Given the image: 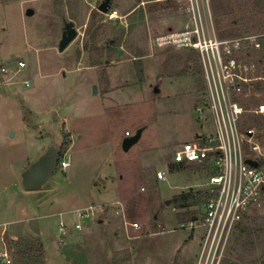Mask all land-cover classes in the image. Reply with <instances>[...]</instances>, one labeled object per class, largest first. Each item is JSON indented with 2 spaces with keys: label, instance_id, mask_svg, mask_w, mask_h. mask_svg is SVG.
<instances>
[{
  "label": "rangeland",
  "instance_id": "obj_1",
  "mask_svg": "<svg viewBox=\"0 0 264 264\" xmlns=\"http://www.w3.org/2000/svg\"><path fill=\"white\" fill-rule=\"evenodd\" d=\"M103 1L0 0V252L17 264L21 243L41 242L45 264H197L206 229L192 230L189 214L202 216L203 205L178 209L174 198L202 189L216 166L177 164L174 154L201 136L212 145L215 123L199 54L157 43L185 30L189 2L112 0L105 14ZM208 2L220 39L249 35L248 18L234 22L238 0ZM250 4L264 20V0ZM70 21L79 36L60 52ZM140 129V142L125 152L126 133ZM53 145L70 167L26 190L23 171ZM159 171L167 180L158 181ZM112 199L124 216L106 207ZM99 205L104 214L62 233V223L74 229L78 210ZM249 214L222 264H264V208ZM240 236L246 245L237 244Z\"/></svg>",
  "mask_w": 264,
  "mask_h": 264
},
{
  "label": "built area",
  "instance_id": "obj_2",
  "mask_svg": "<svg viewBox=\"0 0 264 264\" xmlns=\"http://www.w3.org/2000/svg\"><path fill=\"white\" fill-rule=\"evenodd\" d=\"M190 23L182 32H170L159 46L188 49L199 54L204 70L208 108L215 123L212 145L185 143L174 154L177 164L215 162L203 188L211 197L203 205L202 216H194L192 230L206 229L197 264H222L229 238L236 225L251 211L264 208V32L234 39H220L213 24L208 0H187ZM202 10L204 13H202ZM18 72L26 63H18ZM6 73L7 69L3 68ZM29 86V83H26ZM256 122L249 126L250 120ZM126 137H131L130 132ZM256 162L257 166L247 163ZM70 162H59L64 171ZM157 179L167 180L159 171ZM115 215L124 216L121 202L108 204ZM91 206L78 210L74 229L61 224L64 235L81 231L84 225L107 208ZM140 229L138 223H127ZM8 253L0 252V264H11Z\"/></svg>",
  "mask_w": 264,
  "mask_h": 264
},
{
  "label": "water",
  "instance_id": "obj_3",
  "mask_svg": "<svg viewBox=\"0 0 264 264\" xmlns=\"http://www.w3.org/2000/svg\"><path fill=\"white\" fill-rule=\"evenodd\" d=\"M112 0H104L99 6V11L102 13H109L111 9ZM27 16H33L34 11L32 9L27 10ZM79 36V32L75 27L74 22H65L64 30L62 34V40L59 44V51L64 52L70 44ZM97 87L94 86V94H97ZM158 92V88L155 90ZM144 130L140 129L134 136L126 137L123 141V150L129 152L133 146L138 144L142 138ZM13 135V134H12ZM60 148L56 145L51 146L38 160L33 162L26 170L22 173V185L26 190H39L42 189L53 177L57 171ZM248 164L257 166L256 162L251 160L247 161ZM173 200H167L166 205H170ZM29 234L34 235L29 226H26ZM56 246V242H54Z\"/></svg>",
  "mask_w": 264,
  "mask_h": 264
},
{
  "label": "trees",
  "instance_id": "obj_4",
  "mask_svg": "<svg viewBox=\"0 0 264 264\" xmlns=\"http://www.w3.org/2000/svg\"><path fill=\"white\" fill-rule=\"evenodd\" d=\"M251 0H238L240 12L237 13V15L234 18V22L239 21L241 16L246 17L250 20L247 28L245 29V34H255L259 32H264V20L259 16V13L254 8V5H249ZM256 122V120L252 119L250 120V125H253ZM200 144L202 146L206 145L205 140H201ZM211 196L207 192H188L185 194L177 195L174 198V202L176 204V207L178 209H185L189 208L191 206L195 205H204L205 202L210 198ZM189 216L194 217L195 212H191ZM252 218L250 214L245 215L243 219V223L252 222ZM241 222V223H242ZM245 231L247 232V229L245 228ZM243 231V233L245 232ZM248 236V235H247ZM240 246L246 245V240L243 238V236H240L238 238V242ZM16 263L17 264H45L44 261V249L41 242L37 244H25L21 243L19 245V250L16 253ZM228 260L226 261V264H230Z\"/></svg>",
  "mask_w": 264,
  "mask_h": 264
},
{
  "label": "crops",
  "instance_id": "obj_5",
  "mask_svg": "<svg viewBox=\"0 0 264 264\" xmlns=\"http://www.w3.org/2000/svg\"><path fill=\"white\" fill-rule=\"evenodd\" d=\"M26 87H29V86H27L26 85ZM142 136H143V134H142ZM159 181V180H158ZM100 202H102V203H105L106 202V200H101ZM111 203H116V202H120V200H118V199H112V201H110ZM64 214L63 213H60V216H63ZM110 216H113V215H110ZM115 217V216H114ZM117 218H119L118 216H116ZM103 221H105L104 219H100L99 220V223H103ZM136 231L138 230V229H135Z\"/></svg>",
  "mask_w": 264,
  "mask_h": 264
}]
</instances>
